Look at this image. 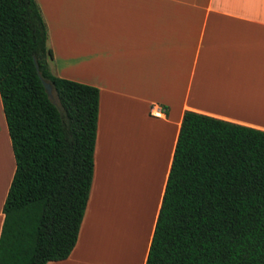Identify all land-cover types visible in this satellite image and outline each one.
Segmentation results:
<instances>
[{
    "label": "crops",
    "instance_id": "0c3cea01",
    "mask_svg": "<svg viewBox=\"0 0 264 264\" xmlns=\"http://www.w3.org/2000/svg\"><path fill=\"white\" fill-rule=\"evenodd\" d=\"M37 3L51 73L99 90L77 242L47 264H146L184 113L264 132V0ZM14 171L0 98V234Z\"/></svg>",
    "mask_w": 264,
    "mask_h": 264
},
{
    "label": "trees",
    "instance_id": "16d2710c",
    "mask_svg": "<svg viewBox=\"0 0 264 264\" xmlns=\"http://www.w3.org/2000/svg\"><path fill=\"white\" fill-rule=\"evenodd\" d=\"M47 41L37 0H0V98L15 160L0 264L67 259L92 185L99 90L54 76ZM146 264H264L263 131L184 113Z\"/></svg>",
    "mask_w": 264,
    "mask_h": 264
},
{
    "label": "water",
    "instance_id": "95a60500",
    "mask_svg": "<svg viewBox=\"0 0 264 264\" xmlns=\"http://www.w3.org/2000/svg\"><path fill=\"white\" fill-rule=\"evenodd\" d=\"M37 67V66H36ZM43 86L46 90V93L48 94V96L52 99L54 98V89L51 83H49L48 81L42 80Z\"/></svg>",
    "mask_w": 264,
    "mask_h": 264
},
{
    "label": "built area",
    "instance_id": "2783aa9c",
    "mask_svg": "<svg viewBox=\"0 0 264 264\" xmlns=\"http://www.w3.org/2000/svg\"><path fill=\"white\" fill-rule=\"evenodd\" d=\"M154 111H155V113H154L155 116L161 115L163 113V110L158 108V107Z\"/></svg>",
    "mask_w": 264,
    "mask_h": 264
}]
</instances>
